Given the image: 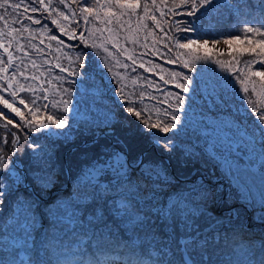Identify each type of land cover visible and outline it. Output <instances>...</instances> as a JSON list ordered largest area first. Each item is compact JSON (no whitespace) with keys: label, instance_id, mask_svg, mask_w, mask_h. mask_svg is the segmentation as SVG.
Returning <instances> with one entry per match:
<instances>
[{"label":"rangeland","instance_id":"374dc122","mask_svg":"<svg viewBox=\"0 0 264 264\" xmlns=\"http://www.w3.org/2000/svg\"><path fill=\"white\" fill-rule=\"evenodd\" d=\"M53 2L56 3V0ZM86 2L95 5V0ZM162 2L163 0H157L156 7L159 8ZM167 2L171 4L173 0ZM141 4L150 5V0H141ZM152 11L150 6L149 12ZM200 12L204 14L201 16L197 13L199 19L194 20L197 32L178 33L181 37L194 36L201 42L203 39L209 40L210 53L207 57L203 49L199 53H182L183 59L194 63L193 71L165 63L162 57H153L151 51L154 39L158 41L157 46L161 52H166L167 49L163 47L164 42L160 40L161 33L158 30L148 37L149 54L143 57L145 61L151 59L160 64L165 69V78L172 71H183L192 79L187 93L175 89L171 84L164 86L185 97L182 105L184 111L178 114L181 117L180 123L170 132L150 130L141 123L148 114L147 109H151L152 122L167 121L168 117L162 111H172L167 103L158 104L146 95L143 100V104L147 105L145 114L139 119L133 117L126 107H121L125 101L119 100L118 95H112V85H109L112 74H104L106 67L104 70L97 67L92 73V79H88L86 74L83 81L71 86V94L63 97L71 101V111L67 114L64 113L62 104H55L60 97L53 91V85H46L48 99H41L39 103H49V107L47 110L42 109L37 116V120L45 124L44 130L33 131L25 138L26 130L9 126L5 132L0 127V140L5 136L12 140V133L20 137L16 149L11 144L0 142V156L7 161L0 162V181L11 185L4 203L0 204V256H5L3 251L18 247L21 258L27 259L26 249H33L34 245L36 250H42L45 245L67 237H83L88 242L93 231L102 227L105 228L103 231L113 233L118 227L119 232L139 237L136 243L152 245L153 240L155 245H170L169 248L175 251L177 247L183 249L184 246L180 244L182 238L194 237L196 243L190 245L192 251L197 252L204 260L209 255L214 256L218 248L224 250L227 243L234 242L237 243L234 245L236 250L242 251L240 255L246 256L247 260H251L252 253L257 254L259 248L258 258L264 259V241H244L248 236L253 235L254 239L264 234V222L257 219L264 213L261 202L264 195V122L259 121L260 111H264V103H261L264 97L252 92L251 85L249 93L245 94L240 83L223 70L232 59L228 55L230 49L223 40L236 35H240L242 39L245 35L251 38L252 33H244L246 27L264 30V0H213L212 4L200 9ZM35 15L39 17V14ZM139 15L144 23L143 9L139 10ZM123 19L127 20L128 17ZM173 19L175 18L171 16L163 18V27L168 29L170 24L166 21ZM147 23L152 30L154 26L150 21ZM48 24L50 29L58 33L54 25L50 22ZM94 27L100 29L105 25L97 18L89 24V31ZM137 28L136 16L133 15L131 30L126 25L119 31V37L120 44L139 53L144 51L139 43L144 33L141 30L137 44L133 45L132 39ZM29 35L27 32L22 33L24 38L18 37L20 43L44 47L40 44L43 39L44 44H48L46 33L36 32L31 41L27 39ZM104 35L107 36L108 33L105 32ZM168 35L171 37L172 32ZM216 39L220 40L219 44H214ZM255 39L260 37L257 35ZM91 43L92 39H89V44ZM55 46L53 42V51ZM243 47L244 44L233 45V55L240 60L251 59L246 55L241 56L238 49ZM15 49L16 44L13 42L12 50ZM28 51L33 58L38 56L34 49L29 47ZM177 51L173 47L168 54L174 55ZM221 52L224 53L223 56L217 55ZM77 54L72 50L73 59ZM197 55L202 58L199 62L194 60ZM44 58L53 59L50 55ZM96 58L100 59L99 56ZM120 59L123 60L124 57L121 56ZM25 60L28 62L27 58ZM217 60L222 64L216 63ZM61 61L65 66L69 63L63 57ZM16 62L19 63V53ZM116 67L119 69L118 65ZM258 67L259 65H253L254 69ZM39 71H44L47 77L46 68ZM120 71L124 77L123 83L127 85L124 89L126 97L129 93H139L145 89L154 96H161L154 89H148L143 80L144 76H148L149 80L154 79L162 84L159 69H155L153 73H145L139 68L135 73L130 68ZM54 75L67 77V73H59V69L55 70ZM28 83L31 84L32 81L29 80ZM38 83L44 85L45 80H38ZM112 84L115 85V81ZM61 86L69 87L67 83H62ZM96 89H99V95L94 94ZM21 95L31 99L27 92ZM36 95H40L39 89ZM131 98L137 101V109L142 107L138 96L133 95ZM249 99L255 101V107L260 111L253 112ZM157 109H161L159 114ZM23 111L27 117V110ZM47 115L64 119L65 127L57 129L47 121ZM110 118L113 122L109 127ZM166 142L169 147L164 146ZM145 149L148 150L144 151ZM138 157L144 164L159 166L162 172L154 168L150 178L144 176L143 167L132 164ZM49 158L52 166L47 171L55 170L54 183L50 187L41 188L37 183V174L43 175L44 162ZM193 186L203 187L210 195L203 202L208 215L190 217L188 223L192 225V232L189 233L185 231L186 224L178 213H174L172 219L167 221L161 218L157 210L166 207L170 198L187 196ZM22 189L30 190L32 194L21 192ZM122 204L128 207H121ZM28 205H31V209L24 211ZM233 210L237 213L234 217L229 215ZM72 212L75 215H71ZM97 214L102 218L98 222L89 223L90 218ZM214 221H219V225ZM42 229L44 234L40 233ZM35 232L38 235L31 236ZM39 235L43 238L40 242ZM134 236L131 237L134 239ZM123 240L129 242L126 238ZM200 241H206L203 248L198 246ZM182 252V259L186 255L191 258L189 250L187 253Z\"/></svg>","mask_w":264,"mask_h":264},{"label":"snow or ice","instance_id":"6c2138e0","mask_svg":"<svg viewBox=\"0 0 264 264\" xmlns=\"http://www.w3.org/2000/svg\"><path fill=\"white\" fill-rule=\"evenodd\" d=\"M212 3L213 0H173L171 4H168L167 0H163L157 8V0H150V5H142L141 0H95L94 6L89 5L86 0L85 2H82V0H56V3L53 0H0V122H3L0 127L5 132L8 131L9 126L19 128L22 131L26 130L25 138L33 131L44 130L46 126L42 121L37 120V116L42 109L47 110L49 107V103H39L41 99L45 101L48 99L46 85H53V91L60 97L55 104H62L63 111L67 114L71 111L69 107L71 101L63 97L71 94V86L83 81L86 74H88V79H92V73L95 72L97 67L103 70L106 67L107 71H104V74L106 76L109 73L112 74L109 80V85H112V95H118L119 100L125 101V104L121 107H126L127 112L131 113L133 117L139 119L145 114L147 105L143 104V100L146 95L158 104L167 103L168 108L172 109V111L162 109L164 115L168 117L167 121L152 122L151 109H147L148 114L141 123L150 130L159 129V132L162 133L170 132L180 123L181 117L178 114L184 111L182 105L185 97L178 91L167 90L164 86L171 84L175 89L187 93L192 84V79L183 71H172L169 73V77L165 78L163 74L165 69L160 64L154 63L151 59L145 61L143 57L149 54L147 48L148 37L153 34V31L158 30L161 33L160 40L164 42L163 47L167 49L166 52H161L160 47L157 46L158 41L154 39L152 41L153 50L151 51L153 57H162L165 63L179 65L182 69L193 71L195 68L194 63L188 59H183L182 53H199V50L203 49L204 55L207 57L210 53L209 40L203 39L201 42L200 39L194 36L185 35L181 37L178 33L197 32V27L194 25V20L199 19L197 13L202 16L204 13H201L200 9L206 8L207 5ZM77 6L79 11H77ZM150 6L153 8L151 13L149 12ZM105 9L106 11H103ZM141 9H143L142 19L145 21L144 23L141 22L139 15ZM102 11L103 15H101ZM35 14H39V17ZM133 15L136 16L138 28L132 39V44H137L141 30L144 33L143 39L139 41L140 47L144 48V51L139 53H136L135 49L130 51L120 44L119 31L126 25L131 30ZM168 16L175 19L166 21L170 24V27L165 29L163 18ZM124 17H128V19L124 20ZM97 18L101 20L105 27L100 29L94 27L89 31V24ZM148 21L154 26L152 30L149 29ZM48 22L58 29V33L49 28ZM33 25L38 27L33 28ZM109 25L113 27H108ZM25 32L30 34L27 37L29 41L35 38L34 34L36 32L46 33L48 44L45 45L43 39L40 40V44L44 47H38L36 44L31 43L28 45L21 44L18 37L23 39L22 33ZM86 32L88 35H85ZM105 32L108 33L107 36L104 35ZM169 32H172L171 37L168 35ZM97 33L99 34L97 35ZM244 33H252V37L249 38L245 35L242 39L240 35H236L233 38L223 40V43L228 45L230 49L228 55L232 57L227 62L228 67L223 70L230 73L233 79L240 83L245 94L249 93V85H251L252 92L257 96L264 97V59H261L264 57V30L246 27ZM257 35L260 39H255ZM89 39H92L91 44H89ZM182 40L186 42H182ZM109 41L111 42L110 46ZM125 41L127 42V37H125ZM13 42L16 44L15 51L12 50ZM53 42L56 45L54 51L51 48ZM219 43V39L214 41V44ZM238 43L245 45V47L238 49L241 56L246 55L252 57L251 59L240 60L233 55L231 49L233 45ZM29 47L38 54L36 58L29 54ZM173 47L178 51L174 55H169L168 53L171 52ZM64 49H68V51H64ZM72 50L78 53L74 59L71 55ZM185 50H187L186 53ZM17 53H19V63L16 62ZM48 55L52 56L53 59L44 58ZM217 55L223 56L224 53H217ZM97 56L100 59H97ZM121 56L124 57L123 60L120 59ZM61 57L69 61L67 66L62 63ZM200 59L202 58L199 55L194 57L196 62H199ZM53 60L55 63H53ZM101 60H103V63H101ZM128 61L131 63L129 64ZM216 63L222 64L219 60ZM117 65L119 69L116 67ZM253 65H259V67L254 69ZM41 68H46L47 77H45L44 71H39ZM129 68L133 73L137 71V68L142 69L145 73H153L155 69H159V80L162 81V84H158L154 79L149 80L148 76H144L143 80L148 89H154L156 92L161 93V96H154L145 89L139 93H129V96L126 97L124 89L127 85L123 83L124 77L120 70L127 71ZM56 69H59V73H67V77L54 75ZM29 80L32 81L31 84L28 83ZM38 80H45V84H39ZM113 81H115V85L112 84ZM62 83H67L69 87H62ZM37 89H39L40 95H36ZM24 92L29 93L31 99H26L24 95H21ZM94 94L99 95V89L94 90ZM133 95L139 97L141 108H136L137 101L131 98ZM261 103H264V100ZM249 104L253 105V112L260 111L255 107V101L249 99ZM153 108H155V105H153ZM23 109L27 110L29 114L27 117ZM156 111L159 114L161 109ZM46 119L50 124L55 125L57 129L65 127L66 121L62 118L47 115ZM259 121L264 122V111H260ZM112 122L110 118L108 121L109 127ZM11 135L12 140L5 136L0 142L5 145L11 144L12 148L16 149L20 137L15 133ZM164 146L169 147L167 142ZM0 162L7 163L3 156H0ZM125 162L127 163V160ZM132 164H138V167L142 166V174L149 178L152 176L154 168L162 172L159 166L151 163L144 164L139 157L137 161H132ZM44 166L43 175L37 174V183L41 188L50 187L54 183L55 170L52 172L47 171V168L52 166L51 158L44 162ZM10 190L11 185H5L0 181V204L4 203V198ZM209 195L210 193L203 187L193 186L187 196L170 198L166 207L159 208L157 213L167 221L172 219L174 213H178L186 224L185 231L191 233L192 225L188 223V220L190 217L208 215L203 207V202ZM261 202L264 206V195L261 197ZM21 204H23V201H21ZM121 207L128 206L122 204ZM30 209L31 205H28L24 211ZM71 215H75V213L72 212ZM229 215L234 217L237 213L233 210ZM101 218L100 214H97V216L90 218L89 223L98 222ZM134 219L138 218L134 217ZM257 219L264 222V213H261ZM214 223L218 226L220 222L214 221ZM195 231H198V229ZM194 243H196L194 237L182 238L180 240V244L184 246L182 251L187 253L188 246ZM205 243L206 241H200L198 246L203 248ZM185 264H194V261L186 255ZM243 264H249V262L245 259ZM259 264H264V259H261Z\"/></svg>","mask_w":264,"mask_h":264},{"label":"trees","instance_id":"16d2710c","mask_svg":"<svg viewBox=\"0 0 264 264\" xmlns=\"http://www.w3.org/2000/svg\"><path fill=\"white\" fill-rule=\"evenodd\" d=\"M20 191L32 194L30 190L22 189ZM117 228L114 229L113 233H109L103 231L105 228L101 227L92 232L88 242L84 241L85 238L83 237H67L66 239L61 238L62 241L45 245L42 250L40 248L36 250L34 245L33 249H26L25 256L27 255V259L21 258L18 247L11 248L10 251H3L5 256H0V264H184L181 247H177L175 251V249L169 248L170 245L166 246L161 243L155 245L153 240L152 245L149 243L139 244L135 242L139 237L131 235L134 236L133 239L124 231L119 232ZM40 233L44 234V229ZM35 234L36 232L31 236ZM39 238L40 242L43 239L42 235H39ZM124 238L129 242H125ZM251 238L252 240H249ZM256 240L263 242L264 234L256 236L254 239L253 235L248 236L244 241L253 243ZM143 241L148 240L143 239ZM235 244L237 243H227L224 250L221 247L218 248L214 256L209 255L205 260L199 257L197 252L194 253L190 245L188 249L195 264H243L246 256L240 255L242 251L238 252L234 247ZM259 250H257V254L252 253L251 260L246 259L249 264H259L261 261L258 258L260 256Z\"/></svg>","mask_w":264,"mask_h":264}]
</instances>
